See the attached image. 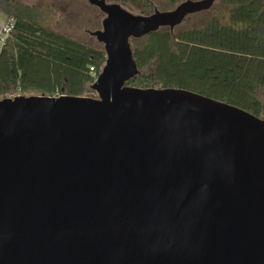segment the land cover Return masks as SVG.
Segmentation results:
<instances>
[{"label":"water","instance_id":"95a60500","mask_svg":"<svg viewBox=\"0 0 264 264\" xmlns=\"http://www.w3.org/2000/svg\"><path fill=\"white\" fill-rule=\"evenodd\" d=\"M103 14L95 97L0 99V264H264V117L126 84L130 38L215 0Z\"/></svg>","mask_w":264,"mask_h":264},{"label":"trees","instance_id":"16d2710c","mask_svg":"<svg viewBox=\"0 0 264 264\" xmlns=\"http://www.w3.org/2000/svg\"><path fill=\"white\" fill-rule=\"evenodd\" d=\"M166 10L183 0H164ZM140 14L153 12L139 0ZM12 28L0 48V99L18 94L88 95L105 62L93 47L43 26L36 8L0 2ZM199 25L130 38L133 87L184 88L264 117V0H215Z\"/></svg>","mask_w":264,"mask_h":264},{"label":"rangeland","instance_id":"374dc122","mask_svg":"<svg viewBox=\"0 0 264 264\" xmlns=\"http://www.w3.org/2000/svg\"><path fill=\"white\" fill-rule=\"evenodd\" d=\"M117 2L127 11L133 14H139L143 10L139 0H107ZM1 3L7 2L10 5L24 4L36 8L38 19L43 26L48 29L61 32L71 38L93 47H101L102 45L89 34V32L101 28V20L104 15L96 6L90 5L86 0H0ZM151 9L160 11L166 10L164 0H150ZM202 16L189 17L181 24L182 27H193L199 25L202 21ZM4 13L0 11V48L5 34L3 35L2 26H6L11 22V18L6 20ZM180 25V24H179ZM2 38V39H1ZM91 90V89H90ZM93 91V90H92ZM35 94V92H30ZM95 97L96 93L88 92V95Z\"/></svg>","mask_w":264,"mask_h":264},{"label":"built area","instance_id":"2783aa9c","mask_svg":"<svg viewBox=\"0 0 264 264\" xmlns=\"http://www.w3.org/2000/svg\"><path fill=\"white\" fill-rule=\"evenodd\" d=\"M11 28H12V23L11 22L7 23L6 26H2L3 35L5 34V36H6L9 33ZM2 40L4 41V39H2Z\"/></svg>","mask_w":264,"mask_h":264},{"label":"flooded vegetation","instance_id":"af4514ba","mask_svg":"<svg viewBox=\"0 0 264 264\" xmlns=\"http://www.w3.org/2000/svg\"><path fill=\"white\" fill-rule=\"evenodd\" d=\"M107 3H117V2H110V1H107V0H105ZM119 4V3H118ZM121 7H122V5L121 4H119ZM124 8V7H123ZM100 11V10H99ZM101 12V11H100ZM102 13V12H101ZM103 14V13H102ZM140 14V13H139ZM104 16H105V14H103ZM104 18V17H103ZM102 21V20H101ZM90 33V32H89Z\"/></svg>","mask_w":264,"mask_h":264},{"label":"crops","instance_id":"0c3cea01","mask_svg":"<svg viewBox=\"0 0 264 264\" xmlns=\"http://www.w3.org/2000/svg\"><path fill=\"white\" fill-rule=\"evenodd\" d=\"M0 11H1V10H0ZM1 12H2V11H1ZM2 13H3V12H2ZM4 14H5V13H4ZM5 16H6V20H8V16H7L6 14H5ZM6 20H5V21H6ZM1 29H2V28H1Z\"/></svg>","mask_w":264,"mask_h":264}]
</instances>
